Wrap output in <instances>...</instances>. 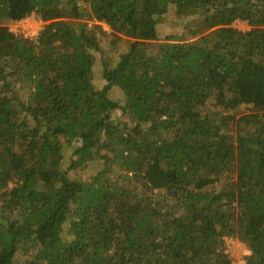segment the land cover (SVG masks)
<instances>
[{"label": "trees", "instance_id": "trees-1", "mask_svg": "<svg viewBox=\"0 0 264 264\" xmlns=\"http://www.w3.org/2000/svg\"><path fill=\"white\" fill-rule=\"evenodd\" d=\"M225 237L264 264V0H0V264H233Z\"/></svg>", "mask_w": 264, "mask_h": 264}, {"label": "rangeland", "instance_id": "rangeland-1", "mask_svg": "<svg viewBox=\"0 0 264 264\" xmlns=\"http://www.w3.org/2000/svg\"><path fill=\"white\" fill-rule=\"evenodd\" d=\"M35 18H36V20H39L38 17L35 16ZM162 20L163 21H162V23H160L159 31H160V34L163 37L166 36L167 34L169 35L171 33H176L175 30H179V31L183 32L181 25L185 24V22H186L185 20L178 19L177 17H175L174 15H171V14L169 16H166V17L162 18ZM172 22L177 24V26H175V28L171 27L170 24ZM10 25L11 24H9L8 26H10ZM233 27H235V28H237L238 30H241V31H247V30L250 29L248 24L246 22H243V21H236L233 24ZM104 28H105V30H109V28L107 26H104ZM125 48H127V45L126 44H122V46L119 49V52L124 50ZM107 51H108V49H106V53L105 54H108L109 57H111L112 59L117 58V56L115 54H113L112 52H108L107 53ZM98 68H99V66H97L95 68V78L102 80L100 69H98ZM96 172H97L96 165L95 164H90L89 167L87 168L86 172L76 175L74 177V179H76V178L79 179L80 178L82 180H85L87 177L95 174ZM232 239L234 240V242H232ZM224 242H225V245H226V248H227L226 252L228 254H230V256L232 257L233 264H244V257L248 253L246 245L243 242L239 241L237 238H232V237H225L224 238Z\"/></svg>", "mask_w": 264, "mask_h": 264}, {"label": "built area", "instance_id": "built-area-1", "mask_svg": "<svg viewBox=\"0 0 264 264\" xmlns=\"http://www.w3.org/2000/svg\"><path fill=\"white\" fill-rule=\"evenodd\" d=\"M45 23L41 20H36L32 14L20 21L14 22L9 26V29L15 35H21L25 38H36L43 29ZM232 242L234 240L232 239Z\"/></svg>", "mask_w": 264, "mask_h": 264}]
</instances>
